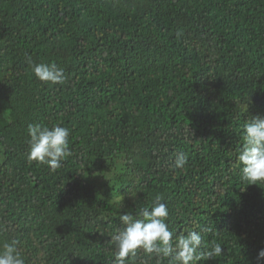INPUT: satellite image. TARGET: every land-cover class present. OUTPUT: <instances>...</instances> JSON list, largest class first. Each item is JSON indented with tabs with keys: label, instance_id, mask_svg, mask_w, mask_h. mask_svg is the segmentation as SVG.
Here are the masks:
<instances>
[{
	"label": "trees",
	"instance_id": "trees-1",
	"mask_svg": "<svg viewBox=\"0 0 264 264\" xmlns=\"http://www.w3.org/2000/svg\"><path fill=\"white\" fill-rule=\"evenodd\" d=\"M53 62L63 83L33 75ZM257 115L264 0H0V251L15 239L25 264H114L119 215L159 195L169 229L222 245L200 264H264V183L237 160ZM35 123L70 130L55 172L27 159Z\"/></svg>",
	"mask_w": 264,
	"mask_h": 264
},
{
	"label": "clouds",
	"instance_id": "clouds-1",
	"mask_svg": "<svg viewBox=\"0 0 264 264\" xmlns=\"http://www.w3.org/2000/svg\"><path fill=\"white\" fill-rule=\"evenodd\" d=\"M31 71L41 82L60 84L65 80L64 70L56 63H32ZM27 159L46 165L55 172L72 152L69 148L70 130L60 124L51 126L43 123L29 124ZM237 160L242 173V181L249 184L264 183V117L252 116L243 125L242 145ZM187 164L185 154H178L174 167L183 169ZM167 204L157 195L150 206L142 207L138 213L119 215L123 227L110 237L115 245L114 264H130L142 250L148 259L155 258L157 264L166 260L167 264H200L222 254V245L214 243L202 249V237L198 231L177 235L169 229ZM18 241L12 239L3 244L0 264H25L18 248ZM258 261H264V248L257 254Z\"/></svg>",
	"mask_w": 264,
	"mask_h": 264
},
{
	"label": "rangeland",
	"instance_id": "rangeland-1",
	"mask_svg": "<svg viewBox=\"0 0 264 264\" xmlns=\"http://www.w3.org/2000/svg\"><path fill=\"white\" fill-rule=\"evenodd\" d=\"M103 181H106L105 179Z\"/></svg>",
	"mask_w": 264,
	"mask_h": 264
}]
</instances>
